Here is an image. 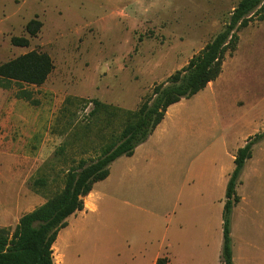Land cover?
Segmentation results:
<instances>
[{
  "label": "rangeland",
  "instance_id": "rangeland-1",
  "mask_svg": "<svg viewBox=\"0 0 264 264\" xmlns=\"http://www.w3.org/2000/svg\"><path fill=\"white\" fill-rule=\"evenodd\" d=\"M239 1L0 0V64L31 51L46 53L53 63L51 74L39 87L11 82L0 88V134H7L13 153L27 148L29 159L0 165V205L16 203L22 196L46 201L57 194L66 170L83 151L87 153L83 158L92 157L89 147L108 135L103 112L96 121H84L93 107L91 101L121 111L136 110L155 85L183 69L221 32ZM142 3L147 5L141 7ZM263 14L250 20L254 27L237 33L236 56L228 62V68L238 71L231 78L237 81L233 90L254 85L255 67L264 71V24L258 25ZM32 19L42 27L30 38L25 26ZM12 37L27 38L29 45L13 46ZM20 91L30 93L33 104L18 98ZM203 102L187 100L182 112L198 111ZM237 110L221 114L220 125L210 126V134L214 132L209 143L221 133L236 132ZM80 120L84 124L64 138V132ZM97 191L112 189L102 185ZM144 191H156V184ZM17 218L18 214L2 213L0 223L8 224L13 233Z\"/></svg>",
  "mask_w": 264,
  "mask_h": 264
},
{
  "label": "crops",
  "instance_id": "crops-1",
  "mask_svg": "<svg viewBox=\"0 0 264 264\" xmlns=\"http://www.w3.org/2000/svg\"><path fill=\"white\" fill-rule=\"evenodd\" d=\"M254 26L249 22L238 34ZM234 56L225 57L219 76L203 90L169 106L131 156L111 163L108 176L83 198L82 210L58 231L51 248L53 264H155L159 258H167L168 264H221L222 212L235 155L264 131V71L255 67L254 85L233 90L237 81L231 78L238 71L228 68V62ZM192 98L204 102L198 111L183 113V102ZM229 110L239 113L236 132L221 133L209 143L214 132L210 134V126L220 125L221 114ZM2 134L0 165L26 163L27 148L13 153L14 145ZM155 184L156 191H144ZM102 185L112 191L99 193ZM236 194L240 200L231 215L232 263L264 264V138L252 147ZM16 200L0 205L1 215L18 214L15 225L45 202L33 196ZM8 226L0 223V228Z\"/></svg>",
  "mask_w": 264,
  "mask_h": 264
},
{
  "label": "trees",
  "instance_id": "trees-1",
  "mask_svg": "<svg viewBox=\"0 0 264 264\" xmlns=\"http://www.w3.org/2000/svg\"><path fill=\"white\" fill-rule=\"evenodd\" d=\"M261 11L264 12V0H240L221 32L201 52L194 55L183 69L169 76L165 83L155 85L150 96L136 110L121 111L91 101L93 107L84 121H96V116L101 111L107 116L105 131L110 132L99 145L89 147L92 157L83 158L87 155L84 151L80 154L78 161L66 170L61 190L46 199L42 206L23 215L13 233L0 228V264H53L51 248L56 235L66 226L69 216L82 210L83 198L91 191L92 186L108 176L112 162L122 156H131L135 148L147 140L162 121L169 106L196 95L219 76L225 57L236 49L237 33ZM260 20H264V14L260 16ZM41 27L40 21L32 19L26 24L25 31L32 38ZM10 42L16 47L29 45V40L22 37H12ZM52 70V60L46 53L28 52L0 64V88L7 87L11 82L39 87L45 83ZM17 97L33 104L30 93L26 91H20ZM84 121H76L69 132H64V138L73 136V129L84 124ZM263 138L264 131L247 140L236 152L234 169L226 185L222 212L221 264H233L231 215L240 200L236 187L240 183L244 164L251 156L252 147ZM155 264H168V260L159 258Z\"/></svg>",
  "mask_w": 264,
  "mask_h": 264
}]
</instances>
